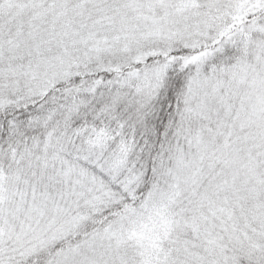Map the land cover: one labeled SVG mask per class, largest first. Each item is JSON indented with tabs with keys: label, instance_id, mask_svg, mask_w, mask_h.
<instances>
[{
	"label": "snow or ice",
	"instance_id": "obj_1",
	"mask_svg": "<svg viewBox=\"0 0 264 264\" xmlns=\"http://www.w3.org/2000/svg\"><path fill=\"white\" fill-rule=\"evenodd\" d=\"M0 264H264V0H0Z\"/></svg>",
	"mask_w": 264,
	"mask_h": 264
}]
</instances>
